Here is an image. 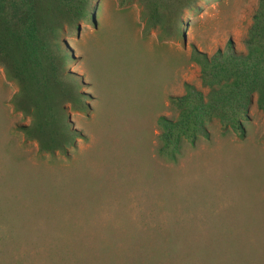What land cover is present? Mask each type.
Listing matches in <instances>:
<instances>
[{
  "label": "rangeland",
  "instance_id": "374dc122",
  "mask_svg": "<svg viewBox=\"0 0 264 264\" xmlns=\"http://www.w3.org/2000/svg\"><path fill=\"white\" fill-rule=\"evenodd\" d=\"M258 0H198L167 25L138 1L93 0L66 30L64 72L86 108L66 107L79 135L49 154L20 126L18 90L0 65V264H264V112L244 136L217 120L176 160L157 152L160 115L185 83L204 93L193 49L238 53Z\"/></svg>",
  "mask_w": 264,
  "mask_h": 264
},
{
  "label": "trees",
  "instance_id": "16d2710c",
  "mask_svg": "<svg viewBox=\"0 0 264 264\" xmlns=\"http://www.w3.org/2000/svg\"><path fill=\"white\" fill-rule=\"evenodd\" d=\"M93 0H0V65L6 77L16 81L12 96L14 109L30 117L20 130L35 140L41 152L66 153L79 133L67 121L66 107L84 110L86 101L80 79L63 66L71 58L62 39L68 30H77L81 21H92ZM138 1L157 23L173 19L182 10L192 9L198 0H121ZM245 52L238 53L232 41L212 55L193 49L200 65L204 93L185 83V92L171 96L177 116L160 115L157 152L176 160L184 143L195 144L200 136L209 137L207 124L217 120L225 131L244 136V121L255 97L264 112V0L252 16L243 40Z\"/></svg>",
  "mask_w": 264,
  "mask_h": 264
}]
</instances>
